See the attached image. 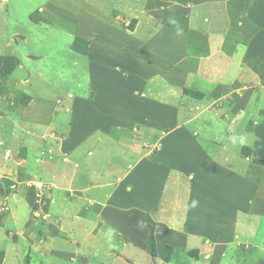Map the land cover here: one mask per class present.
<instances>
[{"label":"rangeland","instance_id":"1","mask_svg":"<svg viewBox=\"0 0 264 264\" xmlns=\"http://www.w3.org/2000/svg\"><path fill=\"white\" fill-rule=\"evenodd\" d=\"M209 1L0 0L1 264H264V25Z\"/></svg>","mask_w":264,"mask_h":264},{"label":"crops","instance_id":"2","mask_svg":"<svg viewBox=\"0 0 264 264\" xmlns=\"http://www.w3.org/2000/svg\"><path fill=\"white\" fill-rule=\"evenodd\" d=\"M185 0H183V2H184ZM209 1V0H208ZM239 0H235V1H233L232 3H235V2H238ZM210 3H212V1H209ZM223 2V1H222ZM256 3H257V6L260 8V11H258V13L256 14V18L257 19H259L260 20V22H261V24H263L264 25V1L263 0H257L256 1ZM193 20H194V18H193ZM197 21V20H196ZM259 22V23H260ZM201 23H202V26H203V21L201 20ZM201 25V24H200ZM208 25H209V23H208ZM204 26L206 27L207 26V23H205L204 24ZM206 29L208 30V28L206 27ZM264 29V28H263ZM264 31V30H263ZM262 31V33H263V35H264V32ZM195 33V32H194ZM191 37H194V38H196L197 36L196 35H194V36H191ZM198 39H200V38H196V39H194V42H196V43H198V42H200V40H198ZM196 40V41H195ZM262 41H264V40H262ZM255 43L257 42V41H254ZM205 45H203V46H205V51H203V53H201V54H195L194 56H189L190 58L192 57V59H194V61H196V62H198V60L202 57V54H208V53H210V54H208V57H210L211 55H214V53L216 52V50H217V46H218V44L217 43H213V42H211L208 38H207V40H206V42L204 43ZM221 45V44H220ZM220 45H219V47H220ZM194 57V58H193ZM207 57V58H208ZM162 156V155H161ZM164 156V155H163ZM174 156L172 155V156H169V154L167 155V156H164V157H162V158H165V161L168 163V164H170V165H172V158H173ZM172 167V166H171ZM75 202V201H74ZM79 202H81V200H77L72 206H71V211L74 213V212H76L77 210V204L76 203H79ZM76 208V209H75Z\"/></svg>","mask_w":264,"mask_h":264},{"label":"clouds","instance_id":"3","mask_svg":"<svg viewBox=\"0 0 264 264\" xmlns=\"http://www.w3.org/2000/svg\"><path fill=\"white\" fill-rule=\"evenodd\" d=\"M235 142V141H234ZM239 143L241 146H245L249 144V139H248V135L244 134L240 137Z\"/></svg>","mask_w":264,"mask_h":264},{"label":"trees","instance_id":"4","mask_svg":"<svg viewBox=\"0 0 264 264\" xmlns=\"http://www.w3.org/2000/svg\"><path fill=\"white\" fill-rule=\"evenodd\" d=\"M2 60V58H0V61ZM187 92H189L188 94H190V95H196V94H194V92L193 91H190V90H188ZM1 257H0V264H1Z\"/></svg>","mask_w":264,"mask_h":264}]
</instances>
